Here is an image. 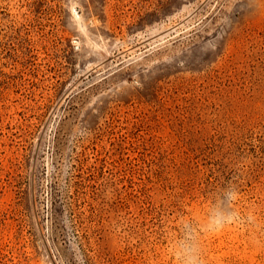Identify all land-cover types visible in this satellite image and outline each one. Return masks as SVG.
<instances>
[{
	"label": "rangeland",
	"instance_id": "374dc122",
	"mask_svg": "<svg viewBox=\"0 0 264 264\" xmlns=\"http://www.w3.org/2000/svg\"><path fill=\"white\" fill-rule=\"evenodd\" d=\"M0 264H264V0H0Z\"/></svg>",
	"mask_w": 264,
	"mask_h": 264
}]
</instances>
